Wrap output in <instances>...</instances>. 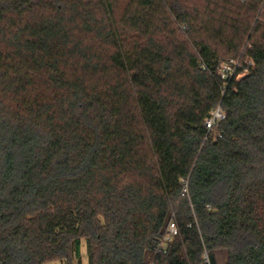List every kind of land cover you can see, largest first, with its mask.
Wrapping results in <instances>:
<instances>
[{"label": "trees", "instance_id": "1", "mask_svg": "<svg viewBox=\"0 0 264 264\" xmlns=\"http://www.w3.org/2000/svg\"><path fill=\"white\" fill-rule=\"evenodd\" d=\"M85 256L264 264V0H0V264Z\"/></svg>", "mask_w": 264, "mask_h": 264}, {"label": "built area", "instance_id": "2", "mask_svg": "<svg viewBox=\"0 0 264 264\" xmlns=\"http://www.w3.org/2000/svg\"><path fill=\"white\" fill-rule=\"evenodd\" d=\"M240 66L239 61L237 60H230L227 62H224L220 65V67L217 70V74L224 79L225 81H228L236 76L237 74V68ZM246 74V72L239 73L237 75V79L243 77ZM225 115L221 109V107H217L212 113L211 117L206 121V127L210 130L213 128V126L222 120H224ZM177 234V226L174 222H171L169 226V235L167 237V241L171 240V237ZM206 262H208V259L206 258Z\"/></svg>", "mask_w": 264, "mask_h": 264}, {"label": "rangeland", "instance_id": "3", "mask_svg": "<svg viewBox=\"0 0 264 264\" xmlns=\"http://www.w3.org/2000/svg\"><path fill=\"white\" fill-rule=\"evenodd\" d=\"M239 79H240V76H239ZM86 261H87V259H86V256H85L83 258V263L86 264ZM51 264H59V262H54V263H51Z\"/></svg>", "mask_w": 264, "mask_h": 264}, {"label": "crops", "instance_id": "4", "mask_svg": "<svg viewBox=\"0 0 264 264\" xmlns=\"http://www.w3.org/2000/svg\"><path fill=\"white\" fill-rule=\"evenodd\" d=\"M59 264H61V263H59Z\"/></svg>", "mask_w": 264, "mask_h": 264}]
</instances>
